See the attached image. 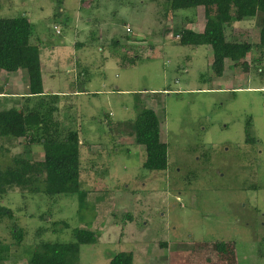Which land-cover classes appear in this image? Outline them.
<instances>
[{
	"label": "rangeland",
	"instance_id": "1",
	"mask_svg": "<svg viewBox=\"0 0 264 264\" xmlns=\"http://www.w3.org/2000/svg\"><path fill=\"white\" fill-rule=\"evenodd\" d=\"M61 1L0 0V17L29 19L32 39L42 42L43 89L66 94L54 116L79 133L86 204L76 195H0V206L13 210L0 221V242H13V222L24 229L0 264H26L39 241H72L77 227L98 235L80 245L79 264H109L120 251L132 253L131 264H264V47L225 59L218 77L210 45L183 46L174 36L184 26L202 31L203 6L169 12L165 0ZM224 32L230 41H259L255 19ZM15 72L0 69V95L28 92L25 70ZM2 96L0 108L20 106ZM143 109L160 121L163 171L142 167L144 147L130 132ZM24 143L0 138L9 149L0 150V164ZM28 156L42 159V146L31 145Z\"/></svg>",
	"mask_w": 264,
	"mask_h": 264
},
{
	"label": "trees",
	"instance_id": "2",
	"mask_svg": "<svg viewBox=\"0 0 264 264\" xmlns=\"http://www.w3.org/2000/svg\"><path fill=\"white\" fill-rule=\"evenodd\" d=\"M161 2L169 12L196 9L198 6L205 8L207 20L202 31L184 26L174 36L179 45H210L211 68L215 76H222L225 59L239 62L254 46L264 47V0ZM58 11L53 14V18L59 17ZM247 19H255L259 26L258 43L254 45L248 41L227 40L225 26ZM32 34V23L25 15L0 17V69L7 72L24 69L28 85V92L19 97L20 106L0 108V138L7 143L20 138L25 140L21 152L11 155L7 164H0V195H6L11 190L43 193L52 198L57 195H76L79 207H84L86 191L82 189L80 180L79 133L62 127L54 116L60 95L44 93L39 58L42 42L37 43V40L32 39ZM249 124H246L244 130L246 143L254 139L250 135ZM130 125L135 143L144 147L142 167L151 172L165 170L168 166L167 145L160 139L157 114L152 109H143ZM34 144L42 146V159L28 156ZM1 149L9 152L7 147L0 146ZM4 218L12 219L13 210L0 206V221ZM62 223L67 226L66 222ZM9 229L13 242H0V262L9 259L11 244L19 245L24 237V229L16 222L10 224ZM41 231L42 228L38 229V232ZM72 236L73 240L67 242L39 241L30 251L26 264H79L80 245L96 243L98 235L91 229L77 227L72 230ZM261 243L264 245V238ZM218 246L222 248L221 244ZM132 261L131 252L120 251L110 258L109 264H131Z\"/></svg>",
	"mask_w": 264,
	"mask_h": 264
},
{
	"label": "crops",
	"instance_id": "3",
	"mask_svg": "<svg viewBox=\"0 0 264 264\" xmlns=\"http://www.w3.org/2000/svg\"><path fill=\"white\" fill-rule=\"evenodd\" d=\"M81 1V0H80ZM62 3H63V0L61 1ZM82 2V1H81ZM61 3V4H62ZM83 3H85L84 1H83ZM88 6H90L91 7V3L88 5ZM29 20V19H28ZM42 46V44H40V47ZM20 70V69H19ZM19 70H17L15 73H13V74H16ZM25 79V78H24ZM26 80V79H25ZM26 82H27V80H26ZM27 89H28V86H27ZM44 90V89H43ZM11 92H13V93H11V94H5L4 96L5 97H13V98H19L21 95H20V93L19 94H17L16 93V91H11ZM76 92V91H75ZM79 92V91H78ZM44 93H56V94H59L60 95V97L62 96V95H65L66 96V94H63V93H60L59 91L57 92H55V91H52V90H49L48 92H46L45 90H44ZM0 96H2V95H0ZM1 98V97H0ZM12 98V99H13ZM6 99V98H5ZM10 99V98H9Z\"/></svg>",
	"mask_w": 264,
	"mask_h": 264
},
{
	"label": "built area",
	"instance_id": "4",
	"mask_svg": "<svg viewBox=\"0 0 264 264\" xmlns=\"http://www.w3.org/2000/svg\"><path fill=\"white\" fill-rule=\"evenodd\" d=\"M127 31H129V28H127ZM57 32H58V30H57Z\"/></svg>",
	"mask_w": 264,
	"mask_h": 264
}]
</instances>
